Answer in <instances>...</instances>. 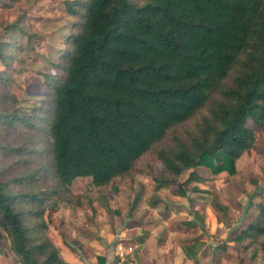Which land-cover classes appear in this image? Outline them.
<instances>
[{
  "label": "trees",
  "instance_id": "trees-1",
  "mask_svg": "<svg viewBox=\"0 0 264 264\" xmlns=\"http://www.w3.org/2000/svg\"><path fill=\"white\" fill-rule=\"evenodd\" d=\"M79 16L84 20L72 38L65 73L53 81L49 99L46 144L62 194L80 177L104 187L130 172L171 129L204 108L240 64L226 100L203 119L192 141L178 139L177 148L160 151L164 169L157 188L177 186L187 197L185 184L196 181L191 190L201 195L199 167L235 174L237 160L252 146L248 120L264 131V0H88ZM8 45L10 52L17 48L14 40ZM45 102L36 117L44 118ZM29 115L12 113L7 120L16 116L37 127ZM37 141L33 136L22 154L42 152ZM184 171L189 175L181 181ZM49 194L45 199L33 192L31 199L38 206ZM22 197L29 195L18 196L0 182V238L7 234L21 264H68L49 238L32 236L38 225L25 224L16 206ZM187 198L193 203L204 197ZM257 206V218L235 236L251 261L264 260V201ZM199 246H182L192 264H202Z\"/></svg>",
  "mask_w": 264,
  "mask_h": 264
},
{
  "label": "rangeland",
  "instance_id": "rangeland-1",
  "mask_svg": "<svg viewBox=\"0 0 264 264\" xmlns=\"http://www.w3.org/2000/svg\"><path fill=\"white\" fill-rule=\"evenodd\" d=\"M87 1L0 0V182H7L9 190L18 196L29 195L19 199L16 206L24 211L23 220L28 227L38 225V229L31 231L32 236L49 238L57 247L60 239L71 242V234L75 231L86 234L91 241L98 239L102 242L101 227L97 224L102 211H108L103 215H111L114 220L117 218L114 216L122 215L121 211H142L143 216L148 214L145 211H176L170 220L175 225L183 223L185 231L179 240L168 243H199L198 256L202 264H264V260L251 261L243 246L235 240L236 232L257 218V204L264 201L262 125L248 120V127L254 135L252 146L237 160L235 174L225 171L215 174L209 167L198 168L204 179L198 185L205 190L201 193L204 199L199 203L192 204L187 198L201 196L191 190L196 181L185 184L187 197L179 192L177 186L157 188L164 169L160 151L177 148L178 139L187 143L192 141L193 135L198 134L203 125V119L211 115L213 107L226 100L224 92L235 82L240 64L222 81L204 108L171 129L161 142L136 162L130 172L104 187L95 186L91 178L77 179L73 181L70 192L62 194L63 189L60 190L50 167L52 155L46 144L47 124L53 114L52 100L49 99H52L54 91L53 81L65 73L72 38L84 20L79 12ZM13 40L17 42V48L10 52L8 44ZM44 102L46 108L41 109L46 112L44 118L36 117L37 107ZM23 112L29 113L30 119L35 120L36 117L38 126L29 127L16 116L8 122L7 118L12 113L19 115ZM33 136L38 139L37 143L42 141V152L31 150L22 154ZM188 175L189 171H184L180 180L185 181ZM33 192H38L45 199L47 195L44 193L48 192L52 197L44 204L36 201L38 206H35L31 199ZM40 210L44 211L42 215L29 212ZM186 211H198L194 226H187ZM128 217L133 219L135 215L132 213ZM122 221L128 220L119 219ZM2 234L0 264H21L7 234ZM252 245L255 247L258 243ZM171 251L181 259V251L177 247H172ZM84 256L88 258L89 253L85 251ZM183 264L192 263L187 260Z\"/></svg>",
  "mask_w": 264,
  "mask_h": 264
},
{
  "label": "crops",
  "instance_id": "crops-1",
  "mask_svg": "<svg viewBox=\"0 0 264 264\" xmlns=\"http://www.w3.org/2000/svg\"><path fill=\"white\" fill-rule=\"evenodd\" d=\"M81 178L91 177L77 179ZM200 200L197 199L192 204L199 203ZM104 212L108 213V211H102V215L99 214L100 221H97L98 226L101 227L103 243L98 239L91 241L86 234H80L76 231L71 234V242L67 243L60 239L57 248L68 264H112L117 256L119 242L131 243L135 247L134 252L128 256L126 264H179L180 262L183 264L187 260L193 263L183 251L182 246L186 242L170 244L173 240H179V237L185 231L183 223L180 222L175 225L176 223L170 220L176 215V211H145V213H148L146 216L142 215V211H121L122 215L114 216L117 217L115 220L111 215L104 216ZM197 212L186 211L188 216L186 222H189L187 226H194L193 222H195L194 218L198 215ZM199 212L203 213V211ZM132 213L135 217L130 219L128 216ZM186 213L183 212V214ZM118 218H126L128 221L119 222ZM124 224H127V226H124ZM168 241L170 242L168 243ZM174 246L181 251V259H177L172 253L171 248ZM85 251L89 253L88 258L84 256Z\"/></svg>",
  "mask_w": 264,
  "mask_h": 264
},
{
  "label": "built area",
  "instance_id": "built-area-1",
  "mask_svg": "<svg viewBox=\"0 0 264 264\" xmlns=\"http://www.w3.org/2000/svg\"><path fill=\"white\" fill-rule=\"evenodd\" d=\"M134 245L131 243H119L117 245V256L112 264H126L127 257L134 252Z\"/></svg>",
  "mask_w": 264,
  "mask_h": 264
}]
</instances>
